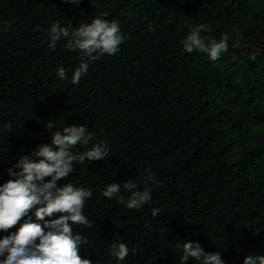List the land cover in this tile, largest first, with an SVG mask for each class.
<instances>
[{"label":"trees","instance_id":"trees-1","mask_svg":"<svg viewBox=\"0 0 264 264\" xmlns=\"http://www.w3.org/2000/svg\"><path fill=\"white\" fill-rule=\"evenodd\" d=\"M98 13L118 20L128 39L73 86L79 53L64 41L49 49L44 34L53 22L78 26ZM5 21L11 27L0 30V185L15 179L8 169L20 156L51 143L48 121L58 129L83 124L93 143H109L110 156L78 163L58 181L93 192L84 208L92 227L73 225L87 239L82 258L181 264L176 245L187 240L220 252L224 264L264 254V0H96V6L0 0V24ZM201 24L210 39L230 38L215 62L180 44L189 25ZM236 39L239 48L232 47ZM58 67L69 80L58 78ZM149 166L157 181L143 208L103 197L108 183H139ZM154 207L161 208L155 218ZM18 227L0 231V238ZM114 242L127 244L125 260L111 256Z\"/></svg>","mask_w":264,"mask_h":264},{"label":"clouds","instance_id":"clouds-1","mask_svg":"<svg viewBox=\"0 0 264 264\" xmlns=\"http://www.w3.org/2000/svg\"><path fill=\"white\" fill-rule=\"evenodd\" d=\"M68 2L78 5L81 0ZM90 3L96 6V0H90ZM10 27L7 21L0 24L3 32ZM148 27L151 31L156 30L152 24ZM35 30L39 32L40 26L37 25ZM206 31L208 29L203 24L189 25L180 44L184 52H202L215 62L228 51L230 38L224 34L219 40L210 39L204 35ZM127 39L119 21L109 20L106 13H98L91 22L78 26H73L70 21L63 26L53 22L44 34L49 49L54 50L58 42L64 41L68 51L79 53V64L70 77L73 86L81 83L91 64L106 55L115 56ZM240 46L239 39L233 41L232 47ZM251 59L254 60L255 56ZM57 76L60 80H69L65 67H58ZM45 127L50 131L51 143L41 144L30 154L20 156L14 168L8 169L9 176L15 179L0 185V231L8 232L19 224L15 232L0 238V264H92L90 259L79 255L80 246L86 244L87 239L76 232L73 225L92 227L84 208L93 192L73 182L59 185L58 181L69 177L78 163L108 159L110 145L105 140L93 143V133L83 124H67L58 129L54 121H48ZM77 146L84 150L74 151ZM156 181L157 177L149 166L139 183L132 179L123 183L111 182L105 186L102 195L109 200L115 199L130 210H138L151 201V186ZM30 213L34 214L36 221H43V226L33 221ZM160 213L161 208L151 210L154 218ZM53 216L57 218L45 219ZM21 220L24 222L20 223ZM176 247L182 250L181 264H187L190 259L197 264H224L220 252H206L199 242L187 240L177 243ZM110 254L123 261L129 248L126 243L114 242L110 245ZM243 264H264V254L248 255Z\"/></svg>","mask_w":264,"mask_h":264}]
</instances>
